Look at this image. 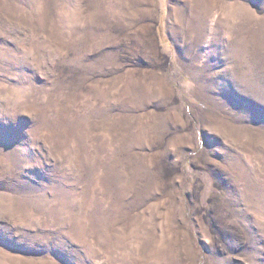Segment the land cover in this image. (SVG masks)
I'll list each match as a JSON object with an SVG mask.
<instances>
[{
	"label": "rangeland",
	"instance_id": "1",
	"mask_svg": "<svg viewBox=\"0 0 264 264\" xmlns=\"http://www.w3.org/2000/svg\"><path fill=\"white\" fill-rule=\"evenodd\" d=\"M0 264H264V0H0Z\"/></svg>",
	"mask_w": 264,
	"mask_h": 264
}]
</instances>
